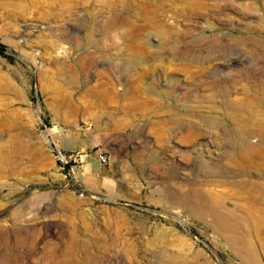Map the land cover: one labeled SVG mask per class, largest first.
Listing matches in <instances>:
<instances>
[{
	"label": "rangeland",
	"instance_id": "374dc122",
	"mask_svg": "<svg viewBox=\"0 0 264 264\" xmlns=\"http://www.w3.org/2000/svg\"><path fill=\"white\" fill-rule=\"evenodd\" d=\"M0 43V264H264V0H0Z\"/></svg>",
	"mask_w": 264,
	"mask_h": 264
},
{
	"label": "bare ground",
	"instance_id": "6f19581e",
	"mask_svg": "<svg viewBox=\"0 0 264 264\" xmlns=\"http://www.w3.org/2000/svg\"><path fill=\"white\" fill-rule=\"evenodd\" d=\"M117 20H118V22L120 23V25L122 24V26L125 24V22H126V17H125V12L122 10L120 13H119V16H118V18H117ZM117 20H116V22H117ZM117 22V23H118ZM119 23H118V25H119ZM114 24V23H113ZM112 24V25H113ZM118 27V26H117ZM103 31H107V32H110L111 31V27H106V28H104L103 29ZM257 130V129H256ZM258 132V131H257ZM261 133V132H260ZM248 136V135H247ZM247 136L245 135V137H243L242 139H235V138H232V137H228L227 138V140L230 142V143H232V145L234 146V147H237L236 148V155H234V156H240V157H242L244 160L246 159V160H250V152L252 151V144H257V145H262V146H264V136H262L261 137V139H260V141L259 140H255V141H250L249 142V140H247L246 138H247ZM259 142V143H258ZM264 148V147H263ZM233 156V157H234ZM232 157V158H233ZM247 162V161H246ZM250 162V161H249ZM199 191H196V189H193V191H191V193L190 194H188V195H186L187 197H186V199H185V202H189V203H187L189 206H191V205H193L194 203H193V201H194V199H196V198H198V199H196V200H198L199 201V198L201 199L202 198V200L204 201V203H206V199H205V197H203L201 194H199L198 193ZM203 194V193H202ZM195 206V205H194ZM207 209V208H206ZM212 209V208H211ZM209 211V210H208ZM204 211H202V213H203ZM212 213L214 214L215 213V215H214V220H215V222H219L220 224L221 223H223L224 221V217L220 214V212H217V210L216 211H214V210H212ZM246 213H248L250 216H251V218H252V221H256L254 218H253V216H252V213L253 212H251V209L250 210H246ZM200 214V213H199ZM202 216H203V214H202ZM205 217H206V215H205ZM223 221V222H222ZM225 228V230H227V231H232L233 229L232 228H226V227H224ZM236 238V240H238L237 239V237H235ZM232 243V242H231ZM233 244L235 245V253L236 254H241V255H244V250H243V247H241V246H243V245H245L246 243L245 242H242V241H236V242H233ZM88 247V246H87ZM79 248L81 249H85L86 248V246H83V245H79ZM78 248V249H79ZM77 249V250H78Z\"/></svg>",
	"mask_w": 264,
	"mask_h": 264
},
{
	"label": "crops",
	"instance_id": "0c3cea01",
	"mask_svg": "<svg viewBox=\"0 0 264 264\" xmlns=\"http://www.w3.org/2000/svg\"><path fill=\"white\" fill-rule=\"evenodd\" d=\"M86 168L88 169L89 173L92 175L104 173L103 164H101L96 156L92 158H88L86 162Z\"/></svg>",
	"mask_w": 264,
	"mask_h": 264
},
{
	"label": "built area",
	"instance_id": "2783aa9c",
	"mask_svg": "<svg viewBox=\"0 0 264 264\" xmlns=\"http://www.w3.org/2000/svg\"><path fill=\"white\" fill-rule=\"evenodd\" d=\"M96 157L98 161L102 164H106L109 161V156L104 150H98Z\"/></svg>",
	"mask_w": 264,
	"mask_h": 264
},
{
	"label": "trees",
	"instance_id": "16d2710c",
	"mask_svg": "<svg viewBox=\"0 0 264 264\" xmlns=\"http://www.w3.org/2000/svg\"><path fill=\"white\" fill-rule=\"evenodd\" d=\"M5 48H6L5 45L0 43V52L1 53H5Z\"/></svg>",
	"mask_w": 264,
	"mask_h": 264
}]
</instances>
